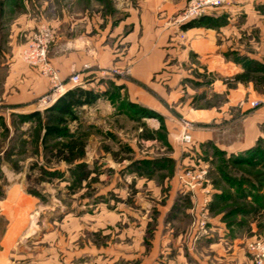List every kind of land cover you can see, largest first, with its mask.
Returning a JSON list of instances; mask_svg holds the SVG:
<instances>
[{
  "label": "rangeland",
  "instance_id": "374dc122",
  "mask_svg": "<svg viewBox=\"0 0 264 264\" xmlns=\"http://www.w3.org/2000/svg\"><path fill=\"white\" fill-rule=\"evenodd\" d=\"M250 1L255 4L254 12L264 15V0ZM190 2L185 0L170 19L181 30L198 25L225 27L232 14L229 9L220 8L242 7L248 0L210 8L200 17L185 18ZM135 3L138 1L0 0V50L8 43L15 19L25 17L37 22L42 17L50 23L63 14L93 18L95 45L101 48V31L109 25L114 29L123 24L129 6ZM142 3L148 4V0ZM236 9L241 48L233 58L242 71L231 81L252 84L262 98L244 101L231 122L204 123L188 116L190 109H213L224 99L217 94H200L199 82L205 73L196 69V59H191L188 76L176 86L178 100L159 99L161 111L131 101L124 83L131 77L130 70L118 65L116 59L109 67L97 66L95 72L74 73L81 80L77 85L69 82L71 88L92 90L99 98L94 104L77 109L74 118L65 117L64 123L58 124L54 115L47 112L60 95L51 90L50 82L42 105L30 112H17L0 102V201L14 188H24L30 196L26 208L21 207L20 230H47L42 234L62 230L59 239L69 246L72 238L65 230H73L72 249L79 253L87 247L100 248L118 240L133 247L130 235L134 233L136 244L140 241L138 247L145 253L150 250V243L145 242L151 238L149 230H178L183 245L207 247L201 253L214 263L217 258L230 261L239 248L243 251L242 264H250L246 244L264 239V154L259 151L264 150V126L261 137L247 150L228 151L218 145H231L243 138V115L247 114L243 108L255 109L252 102L264 99V59L258 61L250 56L258 38L254 37V43L247 40L249 31L245 25L249 14L245 9ZM42 25L25 31L19 53ZM125 26L122 31L112 32V54L124 52L122 41L130 30ZM54 32L49 59L57 39L55 29ZM161 74L167 76L165 71ZM158 75L150 78L155 80ZM206 77L210 78L208 83L214 81V76ZM3 78L0 72V83ZM141 88L147 93V101L153 97L158 100L149 79ZM48 127L59 128L61 133L48 136ZM186 133L191 135L190 143L185 141ZM204 136L210 139L200 141ZM13 226L14 223L0 221V230L19 229ZM140 230L148 232L141 236ZM124 233L126 236L121 237ZM216 244L223 249V256L210 249ZM164 260L165 253L160 252L159 264Z\"/></svg>",
  "mask_w": 264,
  "mask_h": 264
},
{
  "label": "crops",
  "instance_id": "0c3cea01",
  "mask_svg": "<svg viewBox=\"0 0 264 264\" xmlns=\"http://www.w3.org/2000/svg\"><path fill=\"white\" fill-rule=\"evenodd\" d=\"M137 1L135 5L129 6V14L123 24L119 23L114 29L109 25L101 31L104 37L101 48L95 45L94 19L89 16L79 19L63 14L58 19L56 16L54 22L50 23L42 17L37 22L25 17L15 19L11 25L8 43L0 50V72L4 75L0 83V102H3V106L16 109L17 112H30L38 105H42L41 99L48 94L49 80L23 62L19 53L24 44L25 31L35 26L39 27L41 24L53 26L57 32L50 60L65 83L64 93L71 88L69 77L72 74L95 72L97 66L109 67L112 60L116 59L118 65L127 66L130 70L131 77L124 80V83L131 101L142 102L147 107L161 111L163 107L159 99L166 98L169 102L178 100L179 94L175 93L176 86L181 84L183 77L186 79L185 76H188V66L192 65L191 59H196L199 62L196 69L206 76H214V81L211 83H208L210 78L205 75L200 78L199 84L202 86L200 94L206 93L209 97L217 94L224 99L213 109L187 111L188 116L194 120L204 123L231 122L244 101L262 98L256 94L252 84H234L231 81L242 71L233 58L234 52L241 48L239 47L241 36L238 35L235 23V11H238L236 8L245 9L249 14L245 25L249 31L247 40H252L254 43V37L258 38L255 52L250 56L258 61L264 59V15L254 12L255 4L252 1L244 2L242 7H221L222 10L229 9L232 14L229 25L225 27L217 29V27L198 25L184 30L179 29L170 19L184 6L185 0H148V4L145 5L142 0ZM125 25L130 30L122 41L125 45L124 52L112 54L109 40L115 30L122 31ZM105 39L107 42L104 41ZM240 51L244 50L240 49ZM162 71H165L164 75L167 76H163ZM155 73L159 74V78L152 80L150 77ZM148 79L152 89L157 90L155 97L159 101L154 97L147 101V93L142 90L141 84ZM245 108L243 110L247 114L243 115L246 127L244 137L232 142L231 145L218 142L221 149L247 150L263 134L264 103L248 111ZM209 137L204 136L199 139L203 141L210 139ZM29 199L30 196L25 193L24 188H14L10 190L5 200L0 201V221L3 219L8 225L14 223L13 228H19L0 230V264H159L160 252L165 253L162 264H242L241 249L234 250L230 261L227 258H217L218 262L214 263L201 253L203 251L205 253L207 247L203 248L200 245V248H196L197 246L194 247L192 243L183 245L178 230H149L151 238L144 239L145 242L150 243V250L145 253L138 247L140 241L136 244L135 233L130 235L135 243L133 247L127 245L125 241L118 240L115 243L106 242L100 248L87 247V250L82 249L79 253L72 249L73 230H65L72 238L70 246L69 243H63L59 239L62 230H48L45 234L42 233L47 230H20L21 223L18 218ZM147 232L148 230L144 232L140 230L141 236ZM104 235L108 237V234ZM125 236L124 233L121 237ZM136 249L138 250L135 252ZM210 249L216 251L218 256H223V249L219 248V245H211Z\"/></svg>",
  "mask_w": 264,
  "mask_h": 264
},
{
  "label": "built area",
  "instance_id": "2783aa9c",
  "mask_svg": "<svg viewBox=\"0 0 264 264\" xmlns=\"http://www.w3.org/2000/svg\"><path fill=\"white\" fill-rule=\"evenodd\" d=\"M242 0H191L189 7L184 15L185 18L200 17L210 8L223 6L229 3H236ZM244 1V0H243ZM54 29L48 25H42L37 33L32 35L27 45L21 50L20 58L26 64L37 68L42 76L50 82L51 90L54 93H63L64 82L58 70L52 65L49 59V49L54 41ZM81 80L79 74L70 76L69 82L77 85ZM264 103V99L254 100L252 108L259 107ZM191 135L186 133L185 141L190 143ZM251 256L250 264H264V239H256L246 244Z\"/></svg>",
  "mask_w": 264,
  "mask_h": 264
},
{
  "label": "trees",
  "instance_id": "16d2710c",
  "mask_svg": "<svg viewBox=\"0 0 264 264\" xmlns=\"http://www.w3.org/2000/svg\"><path fill=\"white\" fill-rule=\"evenodd\" d=\"M205 18L206 17H204L203 19ZM98 98L99 94L95 93L92 90L83 89L81 87H74L67 90L63 95H61L55 101V103L47 109V112H50L54 115V118L57 120L58 124L64 123L66 121L65 117L74 118V114L77 109L83 107L84 105L94 104L98 100ZM38 114V112L35 113V115ZM56 133L60 134L61 130L56 127H48V129L46 130V135L48 136ZM259 151H261L260 153L264 154V150ZM261 159H263V156Z\"/></svg>",
  "mask_w": 264,
  "mask_h": 264
}]
</instances>
